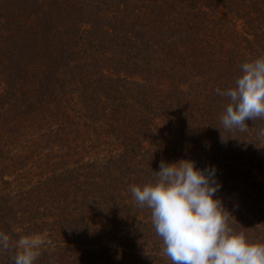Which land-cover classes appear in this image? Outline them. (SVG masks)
<instances>
[{
	"label": "trees",
	"instance_id": "16d2710c",
	"mask_svg": "<svg viewBox=\"0 0 264 264\" xmlns=\"http://www.w3.org/2000/svg\"><path fill=\"white\" fill-rule=\"evenodd\" d=\"M264 56V0H0V231L36 264H172L130 191L214 166L229 223L264 242V120L220 117Z\"/></svg>",
	"mask_w": 264,
	"mask_h": 264
},
{
	"label": "clouds",
	"instance_id": "9594fccd",
	"mask_svg": "<svg viewBox=\"0 0 264 264\" xmlns=\"http://www.w3.org/2000/svg\"><path fill=\"white\" fill-rule=\"evenodd\" d=\"M240 68L234 87L216 89L229 100L220 117L226 131L246 132L247 120H264V56ZM258 136L264 139V127ZM215 172L214 166L200 169L190 159L161 161L151 180L130 191L138 207L151 210L162 253L172 264H264V242L250 240L230 226L234 216L216 195L220 184ZM50 243L40 235L22 236L14 246V264H36L41 249ZM12 248L11 237L0 231V253Z\"/></svg>",
	"mask_w": 264,
	"mask_h": 264
}]
</instances>
